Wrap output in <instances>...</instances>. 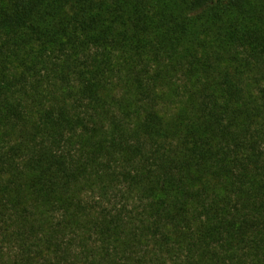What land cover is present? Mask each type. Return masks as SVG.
<instances>
[{"label":"trees","instance_id":"obj_1","mask_svg":"<svg viewBox=\"0 0 264 264\" xmlns=\"http://www.w3.org/2000/svg\"><path fill=\"white\" fill-rule=\"evenodd\" d=\"M0 264H264V0H0Z\"/></svg>","mask_w":264,"mask_h":264}]
</instances>
